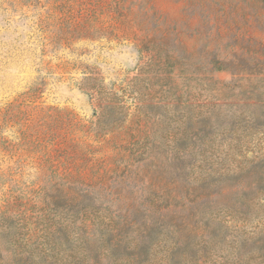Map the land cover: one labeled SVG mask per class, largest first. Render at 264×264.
Masks as SVG:
<instances>
[{"label":"rangeland","instance_id":"374dc122","mask_svg":"<svg viewBox=\"0 0 264 264\" xmlns=\"http://www.w3.org/2000/svg\"><path fill=\"white\" fill-rule=\"evenodd\" d=\"M136 20L167 35L163 51L139 52L148 44ZM254 52L264 66V0H0V264H10L2 216L49 213L51 180L72 192L90 180L80 206L96 207L101 179L113 191L128 180L123 194L189 200L207 184L215 197L195 211L214 213L210 230L263 238V213L230 221L240 198L264 203V74L235 72ZM118 105L126 121L104 134Z\"/></svg>","mask_w":264,"mask_h":264},{"label":"trees","instance_id":"16d2710c","mask_svg":"<svg viewBox=\"0 0 264 264\" xmlns=\"http://www.w3.org/2000/svg\"><path fill=\"white\" fill-rule=\"evenodd\" d=\"M134 25L136 30L144 34L145 45L148 44V48L143 44L140 46V43H144L143 41L136 44L140 53L148 50L163 51L164 46H167V35H163L162 30L160 31L163 32L162 36L158 37L157 27L146 28L137 20ZM168 56L165 58L163 66L167 67L170 57L174 58L173 54H168ZM260 57L261 54L254 52L247 61L249 66L236 68L235 72L256 77L264 74V66H259L261 64ZM159 63H162L161 60ZM142 69L140 67V70ZM174 71L167 72L169 76L167 79H171L170 76L175 73ZM140 80H142L140 77L136 78V81ZM261 81H263L262 78L258 80V82ZM39 90L37 88L35 93ZM137 91L139 93L140 90ZM22 104L25 105L24 102ZM16 109V107L13 108L12 112ZM115 109H117V116L112 118L111 123H107L104 134H114L123 127L126 121L124 107L118 105ZM51 115L48 114L47 119ZM14 118L15 114H12L8 121H12ZM24 120L33 123L31 117ZM100 120L101 117H98V122ZM139 132L148 135L147 130L143 129ZM57 139L62 140V137L55 136L54 140ZM41 167L47 168L45 165L38 166L39 169ZM97 181L100 194L96 202L98 203L97 207L80 206L83 197H88L95 186L86 178H77L72 182L78 187L74 192L67 184H63L64 187L67 186L66 189L62 187L60 190L61 184L53 182V180L50 181L51 189L57 195L45 196L43 203L46 204L41 208V212L47 209L51 211L40 214L35 221H33V217H26L28 209L16 216L4 213L2 219L5 220L4 224L8 223L5 245L7 246L6 251L10 255L9 263L264 264V237L249 244V240L243 238L241 228L236 225L237 232L227 238L226 233L222 232L224 231L222 225L210 230L216 221L214 213L208 215L203 210L195 211L199 206H208V203L215 197L208 190L207 184L200 186L201 194H196L192 200H189L187 197L167 195L163 191L154 192L149 197L135 196L131 192L123 194L121 190L131 185L126 179L119 180V184H116L115 188L121 189L115 191L108 184L109 180ZM67 183L71 185V182ZM259 193L261 195L257 199H264V191L259 190ZM58 200H64L70 204L69 209L67 211L60 210L58 207L51 209V204L55 207ZM179 201L183 203L180 209H178ZM236 202L237 204L230 210V221L233 224H245L254 215L264 214V203L257 204L259 209L254 212L257 205L248 196L243 200L240 198ZM33 206L30 208L35 209L36 207ZM17 218H22V221L27 222L24 226L29 225L30 230L23 233ZM193 220L195 222L192 225ZM230 221L223 220L225 224ZM39 225H42L40 229ZM227 229H229L228 226ZM215 255L217 259L214 258Z\"/></svg>","mask_w":264,"mask_h":264}]
</instances>
